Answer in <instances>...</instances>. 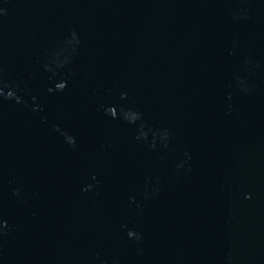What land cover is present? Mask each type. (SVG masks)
Listing matches in <instances>:
<instances>
[{"label":"water","instance_id":"obj_1","mask_svg":"<svg viewBox=\"0 0 264 264\" xmlns=\"http://www.w3.org/2000/svg\"><path fill=\"white\" fill-rule=\"evenodd\" d=\"M0 264H264V0H0Z\"/></svg>","mask_w":264,"mask_h":264}]
</instances>
